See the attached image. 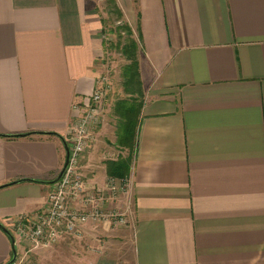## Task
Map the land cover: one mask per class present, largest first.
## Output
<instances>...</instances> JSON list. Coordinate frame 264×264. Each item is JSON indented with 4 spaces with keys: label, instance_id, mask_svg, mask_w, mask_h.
<instances>
[{
    "label": "crops",
    "instance_id": "1",
    "mask_svg": "<svg viewBox=\"0 0 264 264\" xmlns=\"http://www.w3.org/2000/svg\"><path fill=\"white\" fill-rule=\"evenodd\" d=\"M115 1L141 81L128 223L29 253L37 264H264V0ZM107 3L0 0V264L12 237L17 257L26 248L13 221L47 205L73 106L106 72ZM104 152L93 140L84 154L90 185L109 178Z\"/></svg>",
    "mask_w": 264,
    "mask_h": 264
},
{
    "label": "built area",
    "instance_id": "2",
    "mask_svg": "<svg viewBox=\"0 0 264 264\" xmlns=\"http://www.w3.org/2000/svg\"><path fill=\"white\" fill-rule=\"evenodd\" d=\"M109 76L102 73L92 95L74 104V120L67 144L69 160L60 180L52 185L48 203L36 214L13 221V231L29 251L56 246L63 238H81L88 225L126 226L133 201V185L128 179L107 178L105 185H90L81 174L84 154L102 124L111 91ZM124 202V208L114 207Z\"/></svg>",
    "mask_w": 264,
    "mask_h": 264
},
{
    "label": "trees",
    "instance_id": "3",
    "mask_svg": "<svg viewBox=\"0 0 264 264\" xmlns=\"http://www.w3.org/2000/svg\"><path fill=\"white\" fill-rule=\"evenodd\" d=\"M107 12L110 16L115 15L116 22L118 23L117 30L111 29L112 34H117L118 41L116 43L111 41L110 49L119 50L121 55L128 62L122 70V86L124 94L127 97L118 101L115 108V115L120 118L118 138L120 145L132 148L136 139V124L133 119L134 115L139 113L140 108V104H138V101L136 102L138 97L135 96L139 92L141 86L140 74L138 71V44L133 39L132 28L123 20V12L115 0H108ZM121 30L124 31V35L120 33ZM122 39L125 42L124 44L121 43ZM0 137H2V135H0ZM3 137L15 139L19 136ZM130 166V158H124L116 162L110 161L107 163L108 175L109 177L125 179L129 176ZM17 258L18 257L13 258L8 264H14Z\"/></svg>",
    "mask_w": 264,
    "mask_h": 264
},
{
    "label": "rangeland",
    "instance_id": "4",
    "mask_svg": "<svg viewBox=\"0 0 264 264\" xmlns=\"http://www.w3.org/2000/svg\"><path fill=\"white\" fill-rule=\"evenodd\" d=\"M110 20V21H109ZM118 23L116 22V16L111 15L108 16V22L106 25V29H116L117 30ZM120 30V29H118ZM122 35H124V31H120ZM112 42H117V34L113 33L111 35H108ZM121 43L124 44V40H121ZM108 56L106 57V62L108 64V67L106 69L105 74L109 76L110 82L112 84L110 94L107 98V106L106 111L108 108V112L105 113L106 118L103 119L102 124L97 128L96 132L100 131L103 127V124L105 123V131L102 133V135L99 137L100 139H97L95 135L94 141L100 140V146L103 147V150L105 151V158L107 160H122L126 158H130L132 156V148H126L119 143V121L117 119V116L114 114L113 106L115 107V102H118L119 100L126 97L124 94V89L122 86L123 83V77H122V70L125 65L128 64V62L125 60V58L121 55L119 50H111L110 47ZM140 102L139 99L136 100V102ZM122 134V132H121ZM106 162V161H105ZM110 162V161H108ZM107 162V163H108ZM20 247V245H19ZM21 254L18 256L17 262L19 261V264H37V256L35 253H29V248H24L22 245ZM20 247V248H21ZM35 250L32 252L39 251ZM24 252V253H23Z\"/></svg>",
    "mask_w": 264,
    "mask_h": 264
},
{
    "label": "water",
    "instance_id": "5",
    "mask_svg": "<svg viewBox=\"0 0 264 264\" xmlns=\"http://www.w3.org/2000/svg\"><path fill=\"white\" fill-rule=\"evenodd\" d=\"M25 136H19V137H25ZM65 151H66V158H65V163H64L63 169L61 170V172L58 175V177L54 181L51 182V185H54L55 183H57L60 180V178L62 177V175H63V173L65 171V167L67 166V163H68V160H69V147H68V144H67L66 141H65ZM12 244H13V250H14V258H16L17 257V251H16V248H15V239L13 237H12Z\"/></svg>",
    "mask_w": 264,
    "mask_h": 264
}]
</instances>
